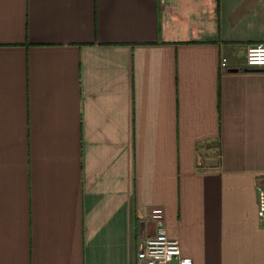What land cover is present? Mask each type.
<instances>
[{
	"label": "crops",
	"instance_id": "1",
	"mask_svg": "<svg viewBox=\"0 0 264 264\" xmlns=\"http://www.w3.org/2000/svg\"><path fill=\"white\" fill-rule=\"evenodd\" d=\"M259 44L264 0H0V264H145L161 230L264 264Z\"/></svg>",
	"mask_w": 264,
	"mask_h": 264
},
{
	"label": "built area",
	"instance_id": "2",
	"mask_svg": "<svg viewBox=\"0 0 264 264\" xmlns=\"http://www.w3.org/2000/svg\"><path fill=\"white\" fill-rule=\"evenodd\" d=\"M245 63L249 69H264V44L249 47ZM220 65L226 69L229 66L228 58L223 57ZM258 191V217L264 226V187L258 185ZM164 215V209L160 206L151 210V219L158 223L164 221ZM138 259L145 264H172L174 261H178V264H193L191 258L182 256L179 240L171 238L163 230L138 243Z\"/></svg>",
	"mask_w": 264,
	"mask_h": 264
},
{
	"label": "water",
	"instance_id": "3",
	"mask_svg": "<svg viewBox=\"0 0 264 264\" xmlns=\"http://www.w3.org/2000/svg\"><path fill=\"white\" fill-rule=\"evenodd\" d=\"M235 71H237V69Z\"/></svg>",
	"mask_w": 264,
	"mask_h": 264
}]
</instances>
